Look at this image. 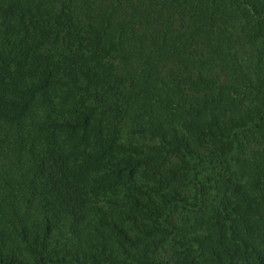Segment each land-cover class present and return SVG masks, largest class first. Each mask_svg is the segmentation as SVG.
Returning <instances> with one entry per match:
<instances>
[{"label":"trees","instance_id":"1","mask_svg":"<svg viewBox=\"0 0 264 264\" xmlns=\"http://www.w3.org/2000/svg\"><path fill=\"white\" fill-rule=\"evenodd\" d=\"M0 264H264V0H0Z\"/></svg>","mask_w":264,"mask_h":264}]
</instances>
